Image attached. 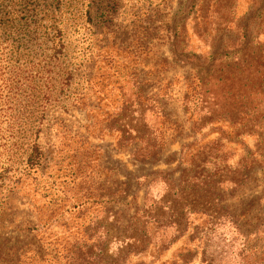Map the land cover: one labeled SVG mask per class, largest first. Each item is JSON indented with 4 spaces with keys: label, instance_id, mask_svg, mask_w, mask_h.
I'll use <instances>...</instances> for the list:
<instances>
[{
    "label": "rangeland",
    "instance_id": "374dc122",
    "mask_svg": "<svg viewBox=\"0 0 264 264\" xmlns=\"http://www.w3.org/2000/svg\"><path fill=\"white\" fill-rule=\"evenodd\" d=\"M8 11L0 264L15 242L26 264H110L135 211L166 205L172 188L174 243L151 240L117 264H206L222 250L223 264H251L235 254L234 225L264 235V0H28ZM217 204L225 215L211 226L205 208Z\"/></svg>",
    "mask_w": 264,
    "mask_h": 264
},
{
    "label": "trees",
    "instance_id": "16d2710c",
    "mask_svg": "<svg viewBox=\"0 0 264 264\" xmlns=\"http://www.w3.org/2000/svg\"><path fill=\"white\" fill-rule=\"evenodd\" d=\"M28 0H0V12L6 8H9L11 15H18L19 9L25 5ZM52 43L55 42V37L51 41ZM185 170H182L183 176ZM185 181V180H184ZM220 182L218 181L217 184ZM173 192H169L167 194L168 199L166 200L167 204L164 205L160 203L161 201L150 202L148 204H143L141 208L135 211L134 218L128 223L125 227L127 241L125 242L122 247L118 248L115 253V257L113 258V262L110 264H117V260L120 258L122 253L125 251L127 253H141L144 252L149 246L151 240H153V246L157 247L160 250H164L168 248L172 243H174V231L178 232L181 227L182 223L177 221L176 218L179 216V212L177 211L178 204L180 205L181 202H177L178 198H174L173 195L181 196L182 194L177 193L172 188ZM183 189L180 190L182 192ZM191 192L186 193V197L189 196ZM192 202H190L191 204ZM192 205V204H191ZM181 207H186L185 204H182ZM205 208V207H204ZM189 209V208H188ZM191 210V208L189 209ZM205 210H208V216L211 219V226L217 224L219 216L225 215L221 213L223 210L222 206L218 204L214 207H207ZM224 211V210H223ZM145 216H148L149 220L153 219V222H156V228H162V236L158 238V240L152 239L146 228V220L144 219ZM235 229H238V233L241 235V243L240 246L238 245V251L235 253L236 256L241 257L244 259L246 263L251 262L254 264L259 262L260 264H264V235H258L255 232H246L241 229V225H234ZM253 233V234H252ZM263 237V238H261ZM263 239L262 244L258 246L260 240ZM7 248L12 249L13 253L5 259H2L3 264H26V253L27 250L24 249V246L18 245L15 243H10ZM223 252V250H222ZM222 252L213 253L210 252V255L207 257L204 256L206 264H223L224 263V254ZM103 254H101L100 258L98 259L99 262L103 260ZM87 264H97V260H87ZM243 262V261H242Z\"/></svg>",
    "mask_w": 264,
    "mask_h": 264
}]
</instances>
